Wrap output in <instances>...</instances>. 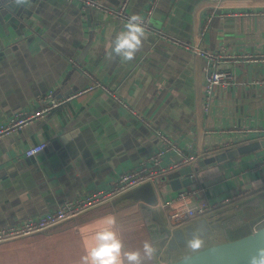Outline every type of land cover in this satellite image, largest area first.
Here are the masks:
<instances>
[{"label": "crops", "instance_id": "0c3cea01", "mask_svg": "<svg viewBox=\"0 0 264 264\" xmlns=\"http://www.w3.org/2000/svg\"><path fill=\"white\" fill-rule=\"evenodd\" d=\"M94 1L115 7L122 0ZM151 6L150 25L172 39L206 51L224 48L231 56L264 55V14L259 13L264 12V0H129L126 12L144 16ZM123 24L70 0H32L21 18L0 7V124L37 111L49 92L62 99L91 85L86 73L143 118L96 88L0 138V228L52 212L64 200L109 188L160 147L158 132L185 153L199 156L197 163L264 140V60L231 64L236 86L226 92L216 88L205 113V60L150 32L133 61L108 59L109 42ZM41 142L46 144L43 152L24 155ZM176 159L167 155L161 166ZM263 159L264 148L213 167L194 166L196 189H204L206 200L240 194L234 204L207 215L215 216L212 222L221 224L227 240L264 225ZM170 174L155 186L140 184L87 211L77 218L84 222L74 230L100 226L105 217L114 216L124 229L145 227L160 235L148 203L156 199L162 206L188 188L166 192ZM8 249L0 246V264L7 258L1 252ZM151 261L166 264L169 259Z\"/></svg>", "mask_w": 264, "mask_h": 264}, {"label": "built area", "instance_id": "2783aa9c", "mask_svg": "<svg viewBox=\"0 0 264 264\" xmlns=\"http://www.w3.org/2000/svg\"><path fill=\"white\" fill-rule=\"evenodd\" d=\"M70 1H76L80 3L83 8H90L103 12L121 22H125L129 17L126 12V7L129 0H122L115 7H107L94 0ZM152 13L153 6L149 7L145 12V15L142 16L146 22L147 32L154 33L173 45L181 46L205 60V65L202 68L204 74V102L202 107L205 113H207L209 110L213 92L216 88L226 92L236 86L234 76L231 72V64L264 60V55L242 54L231 56L224 48L206 51L191 43L189 44L187 42H181L176 39H172L168 35L150 25L149 19ZM259 13L264 14V12ZM233 15L234 13L229 14V16ZM205 27L203 31H205ZM86 74L93 81L91 85H87L82 90L74 92L62 99L55 98L52 96V93L49 92L48 95L44 97V105L41 106L37 111L30 114L15 115L10 118L8 122L0 124V138L17 133L23 127L31 124L32 122L48 116L54 109L61 107L66 102H69L72 99L96 88L101 89L106 94L112 96L122 108L131 111L132 114L137 116L134 111L130 110L124 101L115 96L106 86L94 80L93 77H91L88 73ZM137 117L140 121H143V118L139 116ZM156 135L161 142L160 147L157 148L153 154L148 156L144 162H141L137 168L119 175L117 180L109 188L87 192L83 196L64 200L54 211L38 218H29L17 225L1 227L0 243L30 236L38 232L48 231L86 213L93 208L99 207L115 199L116 197L140 184L150 183L155 186L165 175L178 171L182 168L195 166L199 160V156L185 153L173 140L160 132H158ZM45 148L46 144L41 142L35 146L29 147L25 151L24 155L27 158L33 157L34 155L43 152ZM167 155H175L177 159L162 167L161 162ZM262 163H264V159ZM195 175L196 173L192 172L190 176L195 177ZM189 188L181 191L175 199L166 202L161 206L167 225L170 228H176L185 225L188 222L209 214L212 211L232 205L238 201L240 196V194L230 193L228 195L221 196L216 202H210L206 200L203 188ZM197 195L201 196L202 198L200 200L199 197L200 201L195 205Z\"/></svg>", "mask_w": 264, "mask_h": 264}, {"label": "water", "instance_id": "95a60500", "mask_svg": "<svg viewBox=\"0 0 264 264\" xmlns=\"http://www.w3.org/2000/svg\"><path fill=\"white\" fill-rule=\"evenodd\" d=\"M31 2L32 0H30L27 4L17 5L14 0H0V7L7 12H10L12 15L21 18L22 11L25 8H28ZM262 148H264V140L254 141L239 146L234 150H227L224 153L202 159L197 163V166L213 167L222 161L243 156ZM195 170L196 167H186L171 173L168 176V179L170 178V186L174 190L182 187L187 188L193 186L196 183V179L190 175L192 172L194 173ZM148 204L150 206H148L147 209L151 212L152 219L158 224L159 232L163 234V237L154 244L157 248L155 258L160 256L168 258L169 262L166 264H248L249 256L254 254L258 248L264 247V231H257V229L264 228V225L252 230V232L245 236L233 240H227L223 237L221 224L218 222H212L215 220V216H207L210 213L192 220L185 225L170 228L163 215L164 212L161 206H158L156 199L154 202ZM78 217L69 221H74ZM194 231H198V234L204 238L205 241L204 248L198 254L191 253L185 246L186 241L191 237ZM45 232L34 233L30 236L18 238L8 242L36 237ZM216 234L221 235V239L215 240ZM175 254H178V257L174 260H170V257L175 256Z\"/></svg>", "mask_w": 264, "mask_h": 264}, {"label": "clouds", "instance_id": "9594fccd", "mask_svg": "<svg viewBox=\"0 0 264 264\" xmlns=\"http://www.w3.org/2000/svg\"><path fill=\"white\" fill-rule=\"evenodd\" d=\"M14 2L17 5H24L30 0ZM147 39L145 19L139 14H132L124 22L121 31L110 40L106 57L108 59L119 57L122 61L131 62ZM257 231H264V228ZM92 239L93 242L85 248V253L80 257L78 264H146L157 254V248L147 240L140 248L127 249L114 216L103 219V226L95 232ZM185 246L191 253L198 254L204 248L205 241L198 231H194ZM248 264H264V247L258 248L249 256Z\"/></svg>", "mask_w": 264, "mask_h": 264}, {"label": "rangeland", "instance_id": "374dc122", "mask_svg": "<svg viewBox=\"0 0 264 264\" xmlns=\"http://www.w3.org/2000/svg\"><path fill=\"white\" fill-rule=\"evenodd\" d=\"M171 189L173 190L171 186H168L166 192ZM189 189H196L195 184ZM158 194L163 200L166 199L165 193L160 187H158ZM215 199L219 200L220 198L216 197ZM82 222H84L82 218L68 221L73 227L64 225V223L36 237L0 244V246L9 247L8 250L1 252V255L7 256L5 262L1 264H78L80 257L85 253V248L93 242L92 238L95 232L103 226L102 223L100 226L89 229L85 225L76 232L74 229L78 228L79 223ZM118 227L121 230L124 244L129 250H135L142 246L139 242H143L141 238L144 237V234H148V236L143 240L150 242L155 240L154 237H150L151 231L148 233L145 227L139 228L136 232L130 228L124 229L123 226ZM62 228L72 231L67 233L68 231ZM146 264H153V262L147 261Z\"/></svg>", "mask_w": 264, "mask_h": 264}, {"label": "trees", "instance_id": "16d2710c", "mask_svg": "<svg viewBox=\"0 0 264 264\" xmlns=\"http://www.w3.org/2000/svg\"><path fill=\"white\" fill-rule=\"evenodd\" d=\"M151 228V227H150ZM151 232V236L154 237V239L158 238L159 236L160 237H163V234L160 233V235L158 234V232H155L153 230H150Z\"/></svg>", "mask_w": 264, "mask_h": 264}]
</instances>
